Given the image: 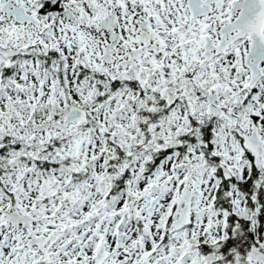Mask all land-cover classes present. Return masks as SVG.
<instances>
[{
    "label": "snow or ice",
    "instance_id": "1",
    "mask_svg": "<svg viewBox=\"0 0 264 264\" xmlns=\"http://www.w3.org/2000/svg\"><path fill=\"white\" fill-rule=\"evenodd\" d=\"M0 264H264V0H0Z\"/></svg>",
    "mask_w": 264,
    "mask_h": 264
}]
</instances>
